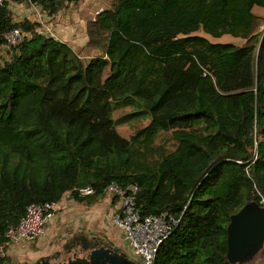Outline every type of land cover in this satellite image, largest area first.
<instances>
[{"label": "trees", "instance_id": "16d2710c", "mask_svg": "<svg viewBox=\"0 0 264 264\" xmlns=\"http://www.w3.org/2000/svg\"><path fill=\"white\" fill-rule=\"evenodd\" d=\"M78 3L0 5V247L33 204L94 206L112 184L136 185L143 216L177 221L153 264H234L231 217L264 206V0H113L90 25L89 61L13 12ZM15 29L29 38L9 46ZM138 119L149 123L119 134Z\"/></svg>", "mask_w": 264, "mask_h": 264}, {"label": "built area", "instance_id": "2783aa9c", "mask_svg": "<svg viewBox=\"0 0 264 264\" xmlns=\"http://www.w3.org/2000/svg\"><path fill=\"white\" fill-rule=\"evenodd\" d=\"M3 3L4 0H0V5ZM28 38L29 34L20 29H15L6 35L9 46H17ZM138 192L139 188L136 185L109 186L106 194L115 200V207L110 216L111 224L120 230L128 251L141 264H153L158 249L169 237L177 221L169 214L143 216L137 205ZM78 194L86 197L94 195L95 192L91 187H87L78 190ZM61 203L66 205L62 200L59 203L49 202L29 206L19 224L7 231V242L0 247V260L9 257L11 248L35 244L45 239L49 234L50 225L62 210ZM5 264L10 263L5 262Z\"/></svg>", "mask_w": 264, "mask_h": 264}, {"label": "rangeland", "instance_id": "374dc122", "mask_svg": "<svg viewBox=\"0 0 264 264\" xmlns=\"http://www.w3.org/2000/svg\"><path fill=\"white\" fill-rule=\"evenodd\" d=\"M113 0H79L78 4H69L67 5L57 16L50 17L35 7H29L28 5H14L13 12L15 15L16 21H21L25 18H28L32 23L39 24L40 31L46 33L49 36L55 37L65 43L71 45L75 52L80 56L84 61H89L98 54V51L89 46V36L88 31L90 25L94 22L97 15L104 9H107L111 6ZM254 13L261 18L260 26L258 27L256 34L261 35L264 31V10L260 8H255ZM211 42L218 43H233L238 46L245 44V41L240 38H234L232 36L226 35L220 39H214L209 35H206L203 32L198 33ZM8 54L4 53L0 63L7 60ZM131 112V108H123L115 111L114 119L118 120L125 115ZM149 120L147 119H138L131 122L123 123L117 126V131L119 134L126 138L130 139L134 133L148 125ZM161 140V139H160ZM64 202L66 204L73 203L68 196L64 197ZM77 204V203H75ZM108 205H101L98 208L100 210H105ZM92 209V208H90ZM109 208L106 209L107 212ZM94 210V209H92ZM100 222V221H99ZM104 225L109 228L116 229L115 239H119L120 230L114 227L111 224V217H104ZM108 229V228H107ZM106 231L108 232L109 230ZM60 228H57L55 231L49 230L48 236L42 241L31 244L23 245L16 248H11L9 251V263L10 264H19L23 263L26 260H36L39 257L49 255L53 250L59 249L62 245V241L59 240ZM58 237V238H57ZM131 257L135 258L132 253H129ZM244 264H264V248L263 250L250 257Z\"/></svg>", "mask_w": 264, "mask_h": 264}, {"label": "water", "instance_id": "95a60500", "mask_svg": "<svg viewBox=\"0 0 264 264\" xmlns=\"http://www.w3.org/2000/svg\"><path fill=\"white\" fill-rule=\"evenodd\" d=\"M227 242L228 257L234 264H243L250 257L260 253L264 248V206L249 204L234 214L228 227ZM111 246L115 248L114 243H111ZM117 249L119 250V247ZM100 253L98 257L102 264H136L125 252L115 254L118 258Z\"/></svg>", "mask_w": 264, "mask_h": 264}, {"label": "flooded vegetation", "instance_id": "af4514ba", "mask_svg": "<svg viewBox=\"0 0 264 264\" xmlns=\"http://www.w3.org/2000/svg\"><path fill=\"white\" fill-rule=\"evenodd\" d=\"M58 238V237H57ZM62 245L59 249L53 250L49 255L39 257L36 260H26L19 264H102L100 255H110L118 258L115 254L127 253V247H119L106 233L98 232L89 234L79 229L75 232L67 231L59 236ZM115 244V248L111 246ZM119 247V250L117 249ZM100 251V252H99ZM136 264H141L136 258L129 256Z\"/></svg>", "mask_w": 264, "mask_h": 264}, {"label": "crops", "instance_id": "0c3cea01", "mask_svg": "<svg viewBox=\"0 0 264 264\" xmlns=\"http://www.w3.org/2000/svg\"><path fill=\"white\" fill-rule=\"evenodd\" d=\"M70 200L72 199L70 198ZM72 202H74V204L69 203L65 205L64 203H61L62 210L55 217L53 223L49 227V230L55 231L57 228H60V232H58L59 235L65 234L67 231L75 232L79 229L89 234L98 233L101 231L106 233L113 241L117 243L119 247L126 246L122 240L121 232L119 239H115L114 237L116 235L114 231H116V229L109 228L103 223L105 216L107 218L111 216V212L109 210L112 211V209H114L113 207H115V200L107 196L103 202L94 206H86L73 200ZM101 205L108 206L103 211L100 210L101 208H98ZM107 208H109V212L106 211ZM106 229L109 231L107 232Z\"/></svg>", "mask_w": 264, "mask_h": 264}, {"label": "clouds", "instance_id": "9594fccd", "mask_svg": "<svg viewBox=\"0 0 264 264\" xmlns=\"http://www.w3.org/2000/svg\"><path fill=\"white\" fill-rule=\"evenodd\" d=\"M66 196H68V195H66ZM69 198H70V197H69ZM63 199H64V198H63ZM63 199H62V200H63Z\"/></svg>", "mask_w": 264, "mask_h": 264}]
</instances>
